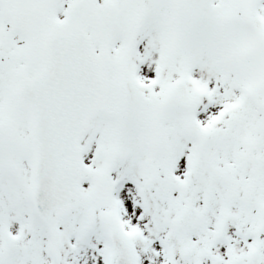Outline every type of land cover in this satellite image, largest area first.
Wrapping results in <instances>:
<instances>
[{"label": "snow or ice", "instance_id": "obj_1", "mask_svg": "<svg viewBox=\"0 0 264 264\" xmlns=\"http://www.w3.org/2000/svg\"><path fill=\"white\" fill-rule=\"evenodd\" d=\"M0 264H264V0H0Z\"/></svg>", "mask_w": 264, "mask_h": 264}]
</instances>
